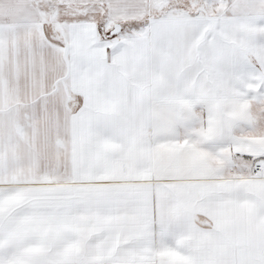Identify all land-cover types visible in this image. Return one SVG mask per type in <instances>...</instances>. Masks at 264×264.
<instances>
[{"label": "snow or ice", "instance_id": "obj_1", "mask_svg": "<svg viewBox=\"0 0 264 264\" xmlns=\"http://www.w3.org/2000/svg\"><path fill=\"white\" fill-rule=\"evenodd\" d=\"M0 264H264V0H0Z\"/></svg>", "mask_w": 264, "mask_h": 264}]
</instances>
